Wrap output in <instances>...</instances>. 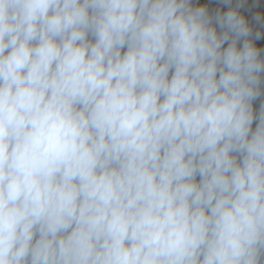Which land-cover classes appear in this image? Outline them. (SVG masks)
<instances>
[{"label":"clouds","instance_id":"obj_1","mask_svg":"<svg viewBox=\"0 0 264 264\" xmlns=\"http://www.w3.org/2000/svg\"><path fill=\"white\" fill-rule=\"evenodd\" d=\"M0 264H264V0H0Z\"/></svg>","mask_w":264,"mask_h":264}]
</instances>
